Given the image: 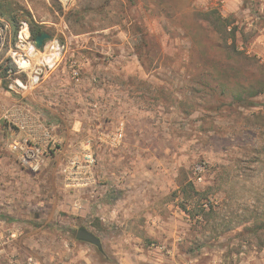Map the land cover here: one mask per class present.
<instances>
[{
    "label": "rangeland",
    "instance_id": "374dc122",
    "mask_svg": "<svg viewBox=\"0 0 264 264\" xmlns=\"http://www.w3.org/2000/svg\"><path fill=\"white\" fill-rule=\"evenodd\" d=\"M0 12V58L12 16L100 65L92 84L128 108L133 144L128 164L120 147L117 164L92 162L89 184L65 186L62 153L60 167L23 169L0 119V222L20 226L17 253L42 264H264V91L252 96L264 84V0H0ZM59 72L65 86L85 76ZM181 182L196 193L184 199ZM254 222L257 234L244 231ZM79 229L101 246L77 240Z\"/></svg>",
    "mask_w": 264,
    "mask_h": 264
},
{
    "label": "crops",
    "instance_id": "0c3cea01",
    "mask_svg": "<svg viewBox=\"0 0 264 264\" xmlns=\"http://www.w3.org/2000/svg\"><path fill=\"white\" fill-rule=\"evenodd\" d=\"M95 64L96 62L89 57L84 59L85 80L83 79L78 87L65 86L67 80L59 70L51 73L39 86L32 90L15 93L0 87V119H2V114L7 111L15 116L19 112H27L51 128L53 141L62 148L61 151L53 150L54 145L51 144L48 149L50 155L46 158L44 166L49 164L55 165V168L62 166V162L58 160V157H55L57 153H62L64 160L62 169L65 173L63 183L65 186L90 183L92 175L89 169L93 163L87 162L85 159L87 155H94V162L96 161L94 167L102 165V160L106 159L105 157L109 158L107 162L110 164L114 163L113 159H117V164L121 156L117 152H119L120 147H123V151L126 152L121 157L125 160V164H128L129 159L132 160L133 144L127 139L128 127L123 126L130 116L128 108L124 109L121 105L112 106L108 88L104 86L105 83L102 86L92 84L96 81L98 73L95 70ZM97 66L100 68V65ZM92 97L96 103L93 105H98V107H88L91 105L89 103L90 100L92 102ZM131 111L134 113L133 110ZM118 124L121 125L117 126ZM118 130L122 132L123 138L114 141L112 136ZM4 132L8 136L7 138L11 139L17 131H12L8 126L4 127ZM35 133L40 134L41 129H36ZM119 144L121 145L119 146ZM92 147L94 151L91 150ZM112 152L117 154H110ZM125 171L128 172V169ZM129 180L127 177L126 185H128ZM97 193L99 194L98 191L94 190L96 199L98 198ZM125 193L126 196H129L128 189ZM118 194L125 196L122 192H117L115 195L120 196ZM110 196L114 197L113 195ZM100 197L102 200L103 197L101 195ZM96 201L95 207L101 208L103 204H96Z\"/></svg>",
    "mask_w": 264,
    "mask_h": 264
},
{
    "label": "built area",
    "instance_id": "2783aa9c",
    "mask_svg": "<svg viewBox=\"0 0 264 264\" xmlns=\"http://www.w3.org/2000/svg\"><path fill=\"white\" fill-rule=\"evenodd\" d=\"M60 4H70L75 0H55ZM3 28H8V23L1 20ZM2 38L0 37V43ZM68 45L56 37L44 40L42 46L37 48L31 38L29 24L20 21L14 35L12 44L9 45L6 58H0V81L7 83V90L19 93L35 89L51 73L63 67L74 83H79L83 63L70 54ZM6 69V70H5ZM14 133V137L7 140L8 150L14 154L20 166L31 173L38 172L45 164L46 153L52 139L51 128L40 119L27 112H19L16 116L10 112L2 114ZM40 128L41 133L35 130ZM122 132L118 130L113 140H120ZM87 162H93V156H85ZM21 233L17 224L0 222V258L6 264H42L40 258L31 253L20 255L16 252L15 242Z\"/></svg>",
    "mask_w": 264,
    "mask_h": 264
},
{
    "label": "trees",
    "instance_id": "16d2710c",
    "mask_svg": "<svg viewBox=\"0 0 264 264\" xmlns=\"http://www.w3.org/2000/svg\"><path fill=\"white\" fill-rule=\"evenodd\" d=\"M0 14L1 15H3V13L2 12H0ZM8 20L11 22V24H13V26H15V25H18V22L16 23V21H15V18L14 17H12V16H10L9 18H8ZM29 24V29H30V35H31V38L32 39H34L36 36H38L39 35V33L41 32V27H39V26H36V25H34V24H32V23H28ZM226 29V28H225ZM140 30V29H139ZM139 30H137L138 31V33L140 34L139 36H140V48L138 47V46H136V47H138V50H141V52H143V48H145L146 47V42H145V40H144V33H141ZM143 37V39L141 40V38ZM232 37H233V35H232ZM137 49V48H136ZM139 54H141V53H139ZM139 54H138V59H139ZM142 64V63H141ZM6 70V69H5ZM207 74V71H204V74L203 75H206ZM2 77V76H1ZM141 83H143V82H141ZM264 91V84L262 85H260L259 86V89L258 90H256L255 92H253L252 93V96H256V95H258V94H260V93H262ZM190 183V182H189ZM180 187H181V192H182V194H183V198L185 199V198H187V197H191V196H188L187 195V190H189V191H191V192H194V193H196L195 192V188L193 187V185L190 183V184H184V183H180ZM196 206H198L197 207V209H201V210H197V212L194 214H190L191 216L190 217H192V218H194V217H197V215L200 213V211H203L202 210V205L203 204H195ZM179 208L182 210V211H186V206H185V204H180L179 205ZM255 223L256 222H254V224H252V226L251 225H248V226H245L243 229H244V231H247L248 233H255V234H257L258 233V228L255 226ZM201 247V246H200Z\"/></svg>",
    "mask_w": 264,
    "mask_h": 264
},
{
    "label": "water",
    "instance_id": "95a60500",
    "mask_svg": "<svg viewBox=\"0 0 264 264\" xmlns=\"http://www.w3.org/2000/svg\"><path fill=\"white\" fill-rule=\"evenodd\" d=\"M50 37V35L44 31H41L38 36L34 38V43L37 48H40L44 42V40H47ZM75 238L80 241H84L87 243H90L96 247L101 246L100 240L94 236L92 233L84 230V229H79L77 230L75 234Z\"/></svg>",
    "mask_w": 264,
    "mask_h": 264
}]
</instances>
